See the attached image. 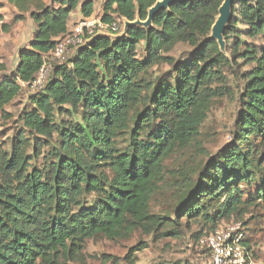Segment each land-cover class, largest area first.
Returning a JSON list of instances; mask_svg holds the SVG:
<instances>
[{"label":"trees","instance_id":"16d2710c","mask_svg":"<svg viewBox=\"0 0 264 264\" xmlns=\"http://www.w3.org/2000/svg\"><path fill=\"white\" fill-rule=\"evenodd\" d=\"M5 1L16 10L14 23L28 15L33 24L14 69L0 79V116L9 120L5 108L20 96L21 84L30 88L71 15L91 17L94 1ZM159 1H104L101 22L140 24L115 39L95 36L55 65L44 87L28 97L18 129L0 143V264H67L87 240L126 239L139 228L175 241L182 221L201 226L199 242L264 202L261 160L252 171L261 158L253 139L264 147V49L258 53L241 40L264 37V0H233L225 53L210 38L223 0L176 3L143 27ZM10 31L0 15V34ZM179 44L192 52L176 62L169 54ZM239 62L254 67L242 76L234 144L188 187L174 221L151 215L150 200L166 184L164 161L197 142L211 101L231 94L224 72ZM161 66L172 75L150 81V71ZM243 184L255 186L246 198Z\"/></svg>","mask_w":264,"mask_h":264},{"label":"rangeland","instance_id":"374dc122","mask_svg":"<svg viewBox=\"0 0 264 264\" xmlns=\"http://www.w3.org/2000/svg\"><path fill=\"white\" fill-rule=\"evenodd\" d=\"M3 1V0H2ZM46 4L50 0H43ZM94 1V18H101V7L106 0ZM2 5H4L2 3ZM7 6V5H5ZM10 9V8H9ZM6 16L11 18V9ZM82 19L80 13L75 11L68 24L69 30L77 25ZM126 21L116 19L118 32L109 35L112 39L124 35ZM135 23V22H134ZM11 31L9 34L0 35V65L5 67V72H0V79L3 75L9 74L17 63V52L21 47L28 43L31 37L32 26L26 20L21 23L11 22ZM245 29V28H241ZM244 47L257 48L259 53L264 49V37L241 38ZM242 47V49H244ZM192 48L187 45L179 44L169 54L175 61H185L191 55ZM222 52L225 53L224 48ZM70 52L67 60L73 57ZM241 63L239 67L233 66L230 70L224 72L230 95L216 98L211 101L206 120L199 130V137L196 143L191 144L185 149L177 150L163 163L166 184L161 186L151 198L149 212L151 215L166 217L171 222L175 220V211L182 196H185L191 184L197 180L201 171L211 162L217 161L225 149L234 144V135L237 132L236 126L241 114L242 105L240 95L242 93V76L249 73L254 64ZM172 68L161 66L150 71L148 79L155 80L163 75L171 76ZM242 74V75H241ZM22 92L20 96L8 107L5 108L7 117L10 119H1L0 116V143L6 142L18 129L16 119L22 109L29 106L28 97L37 91L21 84ZM253 146H257L261 158H256L252 163V171L255 170L256 162L261 160L260 172L264 170V147H260V139L254 138ZM242 151L247 150L246 145H241ZM258 156V157H259ZM257 157V156H256ZM41 163L38 162V164ZM243 198L254 193L255 186L241 185ZM241 221L231 220L240 226L245 242L244 257L246 264H264V202L258 203L257 207L250 210ZM219 224L222 227L226 223ZM183 234L179 240L170 241V238L157 240V236L148 235L142 229H137L126 239L109 240L105 237H96L87 240L77 258L67 262V264H208V254L195 236L201 230L199 224L186 225L184 221L180 222ZM134 247H145L142 250L130 252Z\"/></svg>","mask_w":264,"mask_h":264},{"label":"built area","instance_id":"2783aa9c","mask_svg":"<svg viewBox=\"0 0 264 264\" xmlns=\"http://www.w3.org/2000/svg\"><path fill=\"white\" fill-rule=\"evenodd\" d=\"M118 32L116 23L105 24L101 18H82L75 27L56 40L54 49L43 59L42 67L30 88L41 90L53 72L55 65H62L70 52L75 53L95 36H109ZM243 234L240 226L230 222L217 227L212 233L204 235L200 246L208 254V264H246Z\"/></svg>","mask_w":264,"mask_h":264},{"label":"water","instance_id":"95a60500","mask_svg":"<svg viewBox=\"0 0 264 264\" xmlns=\"http://www.w3.org/2000/svg\"><path fill=\"white\" fill-rule=\"evenodd\" d=\"M190 0H161L157 2L148 12V18L145 22L141 23L143 27H148L151 25L152 19L154 15H156L159 11L166 10L170 6L176 3H187ZM233 0H223L222 5L218 10V18L214 23L210 38L216 41L219 49L222 51L224 48V41H223V33L226 29V26L230 22L231 19V6ZM138 25L140 22L136 21L135 23H126V27L129 25Z\"/></svg>","mask_w":264,"mask_h":264},{"label":"crops","instance_id":"0c3cea01","mask_svg":"<svg viewBox=\"0 0 264 264\" xmlns=\"http://www.w3.org/2000/svg\"><path fill=\"white\" fill-rule=\"evenodd\" d=\"M4 4L3 5V7L0 9V15H2L3 16V19H4V22L5 23H8V24H10L11 22H13L14 23V16H15V14H16V10L12 7V6H9L7 3H6V1L5 0H0V4ZM5 5H7V6H5ZM11 9V18H10V16H6V14H7V12H9L10 11V9ZM79 12V11H78ZM94 15V14H93ZM24 20H26L28 23L30 22L31 23V26H32V31H31V37H32V33H33V24H32V22H31V20L29 19V16L28 15H26L25 16V19ZM23 20V21H24ZM22 22V21H21ZM21 22H19V23H21ZM11 25V24H10ZM69 29V28H68ZM10 33V32H9ZM8 33V34H9ZM1 35V34H0ZM31 37L30 38H28V41L31 39Z\"/></svg>","mask_w":264,"mask_h":264}]
</instances>
